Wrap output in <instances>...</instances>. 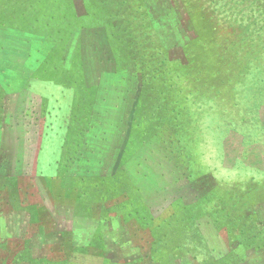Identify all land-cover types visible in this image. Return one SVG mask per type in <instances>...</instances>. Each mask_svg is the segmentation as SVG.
<instances>
[{"label":"rangeland","instance_id":"374dc122","mask_svg":"<svg viewBox=\"0 0 264 264\" xmlns=\"http://www.w3.org/2000/svg\"><path fill=\"white\" fill-rule=\"evenodd\" d=\"M262 183L264 0H0V264H264Z\"/></svg>","mask_w":264,"mask_h":264},{"label":"trees","instance_id":"16d2710c","mask_svg":"<svg viewBox=\"0 0 264 264\" xmlns=\"http://www.w3.org/2000/svg\"><path fill=\"white\" fill-rule=\"evenodd\" d=\"M35 5H37V3L35 4ZM38 7H39V5H38ZM40 7H44V5L43 6H40ZM132 22V21H131ZM132 25H134V22H132L131 23V26ZM123 34V33H122ZM121 34V35H122ZM122 38H124L125 37V39H123L124 41H127V42H129L130 44H134V40H133V37H129V35H127L126 34V36L125 35H123V36H121ZM221 58H219V56H217V61H216V63H214V62H212V60L210 59L209 60V62L210 63H214L215 64V66H213V67H211V69H206V72H205V76L207 75V74H209L210 75V79H217V80H219V82H217L218 84H220V89H221V86H222V88H223V90H225V92L224 91H222L223 93H225V95L223 96V97H226V94H228V93H230V90H232V87L229 89L228 87H227V85H226V83L224 82V80L223 81H221V79H222V77H225V75H227V74H223V71H222V69H224V66L226 65H228V64H225V62H223V61H221L220 60ZM219 61H220V66H219ZM231 79V78H230ZM221 92V93H222ZM182 93V91L179 93V95H181L180 97H182V99H184V101L186 100V103H187V105L189 104V105H191V106H193V108H195V109H198V108H200L199 107V105H198V102L197 101H195V100H193L192 98L193 97H195V95L196 94H194V96H192V97H189V93H194L193 92V89H191L190 91H188V92H184V94L182 95L181 94ZM222 95V94H221ZM232 102V101H231ZM197 104V105H196ZM196 105V106H195ZM192 109V107H189V109ZM212 107H209V109H211ZM224 108H226V107H224ZM222 110V109H221ZM186 112H188L187 110H185V113ZM200 117V115L198 114V113H193V114H191V121H192V123L193 124H196V121H197V119ZM197 141V140H196ZM200 156H201V154H200ZM261 187H263L264 188V183H262L261 185H260ZM214 195V194H213ZM220 194H218V195H215V199H219L220 200ZM233 198V197H232ZM234 201H233V199H229L228 200V202H227V204L229 205V206H232V203H233ZM215 203V202H214ZM214 205H216V204H214ZM213 205V206H214Z\"/></svg>","mask_w":264,"mask_h":264},{"label":"crops","instance_id":"0c3cea01","mask_svg":"<svg viewBox=\"0 0 264 264\" xmlns=\"http://www.w3.org/2000/svg\"><path fill=\"white\" fill-rule=\"evenodd\" d=\"M225 254H226V253H224L223 255H220L219 258L224 257ZM217 259H218V258H217Z\"/></svg>","mask_w":264,"mask_h":264}]
</instances>
